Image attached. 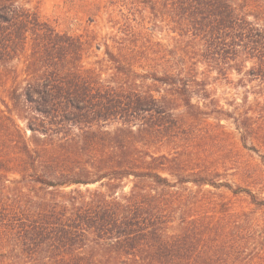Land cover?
Segmentation results:
<instances>
[{
  "label": "trees",
  "instance_id": "16d2710c",
  "mask_svg": "<svg viewBox=\"0 0 264 264\" xmlns=\"http://www.w3.org/2000/svg\"><path fill=\"white\" fill-rule=\"evenodd\" d=\"M148 1L182 49L187 36L183 58L107 45L89 67L92 38L0 0V264H221L256 237L248 213L205 189L224 186L214 174L174 148L173 106L212 96L198 65L264 96V0Z\"/></svg>",
  "mask_w": 264,
  "mask_h": 264
},
{
  "label": "rangeland",
  "instance_id": "374dc122",
  "mask_svg": "<svg viewBox=\"0 0 264 264\" xmlns=\"http://www.w3.org/2000/svg\"><path fill=\"white\" fill-rule=\"evenodd\" d=\"M29 6L58 31L84 40L93 39L85 60L89 67L105 56L107 45L115 52L125 45L145 56L177 54L183 58L191 51L187 36L181 43L186 45L184 49L178 46L176 39L183 33L174 29V23L157 20L148 0H29ZM197 70L198 78L207 82L212 96H192L200 110L191 111L175 98L174 148L183 153L186 161L193 162L197 170L211 171L214 180L224 185L205 189L232 210L249 214L256 237L244 239L239 243V252L224 256L221 264H264V207L253 205L246 192H252L258 202L264 200V96L252 93L245 96L246 88L258 89L259 83H241V78L249 79L243 74L231 71L227 81L205 66L198 65ZM245 115L256 122L257 129L251 136L243 135L236 125L235 118L241 120Z\"/></svg>",
  "mask_w": 264,
  "mask_h": 264
}]
</instances>
